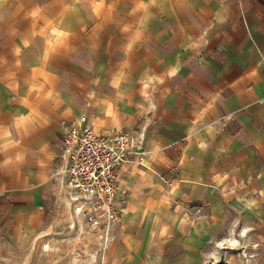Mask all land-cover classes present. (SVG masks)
Segmentation results:
<instances>
[{
	"label": "crops",
	"instance_id": "obj_1",
	"mask_svg": "<svg viewBox=\"0 0 264 264\" xmlns=\"http://www.w3.org/2000/svg\"><path fill=\"white\" fill-rule=\"evenodd\" d=\"M80 116L143 135L107 258L204 264L226 242L264 264V0H0L6 194L36 195Z\"/></svg>",
	"mask_w": 264,
	"mask_h": 264
},
{
	"label": "rangeland",
	"instance_id": "obj_2",
	"mask_svg": "<svg viewBox=\"0 0 264 264\" xmlns=\"http://www.w3.org/2000/svg\"><path fill=\"white\" fill-rule=\"evenodd\" d=\"M51 143L36 195H8L0 185V264H115L107 258L115 230L105 242L74 214L61 187L60 142L55 135ZM241 247L211 242L204 264L246 262L250 258Z\"/></svg>",
	"mask_w": 264,
	"mask_h": 264
},
{
	"label": "built area",
	"instance_id": "obj_3",
	"mask_svg": "<svg viewBox=\"0 0 264 264\" xmlns=\"http://www.w3.org/2000/svg\"><path fill=\"white\" fill-rule=\"evenodd\" d=\"M85 120L80 116L63 129L61 187L83 225L107 242L120 221V169L141 162L143 135L122 126L99 131Z\"/></svg>",
	"mask_w": 264,
	"mask_h": 264
},
{
	"label": "bare ground",
	"instance_id": "obj_4",
	"mask_svg": "<svg viewBox=\"0 0 264 264\" xmlns=\"http://www.w3.org/2000/svg\"><path fill=\"white\" fill-rule=\"evenodd\" d=\"M232 240V239H231ZM230 241V240H229ZM230 243V242H229Z\"/></svg>",
	"mask_w": 264,
	"mask_h": 264
}]
</instances>
